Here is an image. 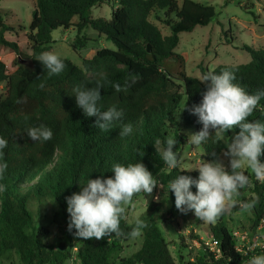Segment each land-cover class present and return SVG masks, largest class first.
I'll use <instances>...</instances> for the list:
<instances>
[{"label":"trees","instance_id":"obj_1","mask_svg":"<svg viewBox=\"0 0 264 264\" xmlns=\"http://www.w3.org/2000/svg\"><path fill=\"white\" fill-rule=\"evenodd\" d=\"M232 1L236 0L225 3ZM102 3L111 6V18H92V8ZM217 15L213 6L192 0H34L26 33L31 54L24 55L17 43L4 36L24 28L5 22L0 9V47L16 56L12 61L16 69L11 73L0 60V83L5 84V93L0 96V137L8 141L0 161L8 165L0 180L6 189L0 191V264H65L71 260L79 264H248L251 257L264 255V243L249 249L254 239L264 234V182L256 180L250 169L245 171L251 182L241 190L239 200L258 198L251 211L237 206L215 223L204 222L192 211H179L169 190L161 200L150 201L139 215L147 227L141 231L140 248L128 257H121V253L130 236L83 240L74 235L75 229L67 230L66 197L81 191L88 179L113 177L111 170L116 163L127 166L141 162L164 187L177 175L198 178V171H182L181 162L178 168L169 169L155 150V140H161L164 147L167 138L177 139L173 150L179 161L184 148L199 149L203 162L219 160L227 150L224 139L232 138L239 129L226 133L210 129L213 134L201 145L188 142L189 136L203 127L191 109L201 102L206 86L185 74V58L174 52L180 33L206 26ZM71 27L77 33L72 42L75 51L85 47L88 39L81 32L87 28L112 42L115 50H96L91 58L82 59L81 68L61 58L65 70L49 76L36 58L53 44L52 31ZM242 50L249 54V62L219 65L211 72H233V82L249 94L264 90V49L244 45ZM20 59L28 60L30 67L20 64ZM169 61L177 62V69L168 67ZM208 72L200 67L201 75ZM101 73L111 82L101 89L102 110L111 106L124 110L108 132L94 126L96 117H86L72 95L77 86H94ZM130 76L137 77L136 83L127 91L116 92L112 84L123 88ZM22 96L27 97V103L17 104ZM248 120L264 123V98ZM42 123L52 130V139L34 142L24 131ZM124 124H131L133 131L121 137ZM261 160L264 162V157ZM157 188L153 190L156 197ZM191 190L196 192L194 186ZM144 195L149 194L134 195L133 203ZM47 205L52 208L51 222L62 232L58 240L39 220L42 206ZM238 215L249 217L244 222L236 219ZM135 221L128 222L126 210L120 227L129 233ZM158 224L174 227L177 240L173 244L164 239ZM185 230H189L187 235H178ZM208 240L216 242V251L209 249ZM170 245L176 248V257Z\"/></svg>","mask_w":264,"mask_h":264},{"label":"clouds","instance_id":"obj_2","mask_svg":"<svg viewBox=\"0 0 264 264\" xmlns=\"http://www.w3.org/2000/svg\"><path fill=\"white\" fill-rule=\"evenodd\" d=\"M36 59L43 64L49 76L59 75L66 68L64 61L55 52H42ZM136 79L137 77L130 76L123 88L119 84H112V87L116 92L127 91L136 83ZM235 79V74L228 70L220 74L210 71L199 77L206 90L201 94V102L192 106L191 114L198 117V122L203 127L199 132L191 134L188 140L189 143L199 146L213 134L210 129L214 130V133L239 129L227 143V150L223 153L229 158L227 168L218 159L207 160L194 169L182 170L198 171V178L177 175L164 187L143 163L127 166L116 163L111 170L113 177L88 179L81 191L66 197L69 216L67 230L72 232L75 229L74 235L83 240H101L113 235L137 237L141 235L142 229L147 227L146 223L137 218L135 227L125 233L120 227L121 219L125 217L127 207L134 206V195H150L158 186L164 188L166 193L170 190L174 194L175 207L179 211H192L197 219L204 222L215 223L237 206L242 211H251L258 203V198L246 202L239 200V197L241 190L251 182L245 168L250 169L256 180L264 182V162L261 160V157H264V123L248 120L264 98V90L249 94L233 82ZM107 83L111 82L101 73L94 86H77L72 90L76 104L83 110L84 115L96 117L94 126L105 132L111 130L113 122L119 121L124 115V110H118L115 106L102 110L101 89ZM16 103L26 104L27 97H20ZM132 131L131 124H124L119 136H127ZM24 132L34 142H45L53 136L52 130L43 123L28 127ZM164 143L165 146L162 147L161 140H155L153 145L156 152L169 169L178 168L180 161L173 150L177 139L169 137ZM7 145L8 141L0 137V161H3V150ZM211 155L215 157L216 153ZM7 167L6 162H0V180L4 179ZM193 186L196 188L195 193L191 190ZM4 190L5 186L0 184V191ZM248 264H264V255L251 257Z\"/></svg>","mask_w":264,"mask_h":264},{"label":"rangeland","instance_id":"obj_3","mask_svg":"<svg viewBox=\"0 0 264 264\" xmlns=\"http://www.w3.org/2000/svg\"><path fill=\"white\" fill-rule=\"evenodd\" d=\"M182 0H178L180 3ZM194 2L211 5L218 13L217 18H214L206 26H196L191 32H182L179 34V42L174 52L181 54L185 58L184 72L187 76L197 78L201 76L200 67L213 70L219 65H240L250 61V56L242 50L244 45L253 49H264V0H236L228 4L225 0H192ZM240 4V6L237 4ZM0 9L5 14V22L15 26L24 28L21 32L5 33V39L10 42H15L19 46L20 51L24 55H30V45L26 38L27 27L31 21V15L34 10V0H0ZM92 18H111V6L107 3H102L95 6L91 10ZM153 22L155 20H152ZM155 24L161 29L164 35L168 34V30L155 21ZM81 35L86 37L85 47L80 50L72 48V42L77 36L73 27L64 30L57 29L52 31L51 37L53 44L46 52H55L62 59L69 60L78 67H82L81 61L84 58H91L96 50L107 48L115 50L112 42L105 40L104 36L99 35L96 31L87 28L81 32ZM16 58L15 54L3 47H0V60L6 65L7 72H13L16 67L12 66V61ZM19 63L25 67H30L28 60H19ZM168 67L177 69L178 63L169 61ZM5 93V84L0 83V96ZM184 101V98H183ZM221 137L224 136L221 134ZM231 138L224 139L225 144L229 143ZM201 151L197 148L181 151V167L182 169H194L203 161L200 158ZM219 161L226 168L229 164V158L223 154ZM247 169V168H245ZM230 171V168L228 169ZM158 197L155 201L161 200L167 193L162 187L157 188ZM154 194L144 195L134 202L133 205L127 207V220L133 223L139 215L144 211L145 206L154 201ZM157 195V194H156ZM37 209V208H35ZM40 221L45 223L48 230L60 239L62 232L52 223V208L50 205L42 206ZM248 216L238 215L236 219L246 222ZM180 221V219H179ZM248 223V221H247ZM162 231L164 239L171 241L173 244L176 239L174 227L169 226L168 229L163 225L158 224ZM204 229V226L202 227ZM199 228H196L198 232ZM189 230H185L178 235H187ZM200 237L206 238V234H201ZM256 245L264 243V234L259 235L255 239ZM245 244L248 245L247 240ZM141 246V235L131 237L125 244L121 257H128L135 253ZM175 247L170 245V251L176 257ZM177 261V258H175ZM185 261V260H183ZM65 264H79L76 260L67 261Z\"/></svg>","mask_w":264,"mask_h":264},{"label":"built area","instance_id":"obj_4","mask_svg":"<svg viewBox=\"0 0 264 264\" xmlns=\"http://www.w3.org/2000/svg\"><path fill=\"white\" fill-rule=\"evenodd\" d=\"M157 197L156 196H154V199H156ZM236 236H237V234H236ZM242 241L244 240V237H241L240 238ZM206 244L209 246V249L211 250V251H216V248H217V244H216V242L214 241V240H208L207 242H206ZM255 246H257L255 243H253V245L251 246V247H249V249H252L253 247H255Z\"/></svg>","mask_w":264,"mask_h":264},{"label":"water","instance_id":"obj_5","mask_svg":"<svg viewBox=\"0 0 264 264\" xmlns=\"http://www.w3.org/2000/svg\"><path fill=\"white\" fill-rule=\"evenodd\" d=\"M147 50H148V52L150 51V48H149V46L147 47Z\"/></svg>","mask_w":264,"mask_h":264}]
</instances>
